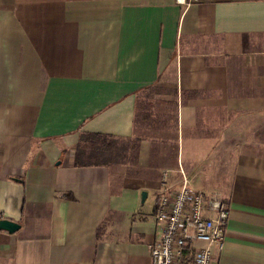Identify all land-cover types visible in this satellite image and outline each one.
Returning a JSON list of instances; mask_svg holds the SVG:
<instances>
[{"label": "crops", "instance_id": "obj_1", "mask_svg": "<svg viewBox=\"0 0 264 264\" xmlns=\"http://www.w3.org/2000/svg\"><path fill=\"white\" fill-rule=\"evenodd\" d=\"M181 174L227 202L212 264H264V0H0V264H149Z\"/></svg>", "mask_w": 264, "mask_h": 264}, {"label": "built area", "instance_id": "obj_2", "mask_svg": "<svg viewBox=\"0 0 264 264\" xmlns=\"http://www.w3.org/2000/svg\"><path fill=\"white\" fill-rule=\"evenodd\" d=\"M199 1L174 0L183 7ZM227 215L225 199L193 187L181 174L176 189L165 185L156 195L149 264H212L213 250L223 247Z\"/></svg>", "mask_w": 264, "mask_h": 264}, {"label": "trees", "instance_id": "obj_3", "mask_svg": "<svg viewBox=\"0 0 264 264\" xmlns=\"http://www.w3.org/2000/svg\"><path fill=\"white\" fill-rule=\"evenodd\" d=\"M124 149L125 144L117 142L110 135L81 133L74 147L73 165L105 164L112 159L116 160Z\"/></svg>", "mask_w": 264, "mask_h": 264}, {"label": "water", "instance_id": "obj_4", "mask_svg": "<svg viewBox=\"0 0 264 264\" xmlns=\"http://www.w3.org/2000/svg\"><path fill=\"white\" fill-rule=\"evenodd\" d=\"M145 196V191H141L140 192V201L143 200ZM18 224L13 222V221H10V220H7V219H0V228H3L7 231H13L15 228H17Z\"/></svg>", "mask_w": 264, "mask_h": 264}, {"label": "rangeland", "instance_id": "obj_5", "mask_svg": "<svg viewBox=\"0 0 264 264\" xmlns=\"http://www.w3.org/2000/svg\"><path fill=\"white\" fill-rule=\"evenodd\" d=\"M151 193L150 192H148V195H147V197H146V199H145V201H144V203H143V208H148L149 207V201H150V199H151Z\"/></svg>", "mask_w": 264, "mask_h": 264}]
</instances>
